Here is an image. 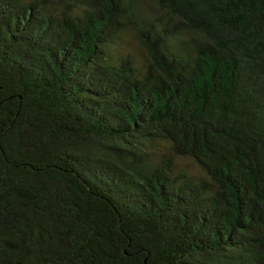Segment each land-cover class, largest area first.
<instances>
[{
    "label": "trees",
    "instance_id": "16d2710c",
    "mask_svg": "<svg viewBox=\"0 0 264 264\" xmlns=\"http://www.w3.org/2000/svg\"><path fill=\"white\" fill-rule=\"evenodd\" d=\"M0 264H264V0H0Z\"/></svg>",
    "mask_w": 264,
    "mask_h": 264
},
{
    "label": "rangeland",
    "instance_id": "374dc122",
    "mask_svg": "<svg viewBox=\"0 0 264 264\" xmlns=\"http://www.w3.org/2000/svg\"><path fill=\"white\" fill-rule=\"evenodd\" d=\"M133 41V45L134 47L138 50L141 51L140 48H142L140 46V44L138 43V41L135 38L131 39ZM180 164L186 168L190 173L193 174H197V175H201V171L199 170V168L196 166V164L189 158H184L182 160H180Z\"/></svg>",
    "mask_w": 264,
    "mask_h": 264
}]
</instances>
